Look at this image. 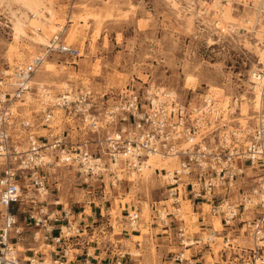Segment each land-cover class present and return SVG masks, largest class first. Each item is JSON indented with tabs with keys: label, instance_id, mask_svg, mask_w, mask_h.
<instances>
[{
	"label": "rangeland",
	"instance_id": "obj_1",
	"mask_svg": "<svg viewBox=\"0 0 264 264\" xmlns=\"http://www.w3.org/2000/svg\"><path fill=\"white\" fill-rule=\"evenodd\" d=\"M16 1L0 0V71L11 74L14 67L29 65L31 59L47 53L33 80L53 98L70 90H88L95 109L101 112L127 90L145 94L163 90L184 103L197 104L209 96L216 111L209 116L215 127L224 126L242 138L260 117L264 119V93L259 107L253 103L250 77L264 69L256 52L262 46L260 27L264 28V7L260 4L244 0H43L53 13L50 25L60 29L45 48L14 38L10 11L27 13ZM215 9L220 18L221 14L226 17L219 19L224 30L215 26ZM59 44L75 49L78 56L58 53L55 48ZM31 97L26 98L21 112L34 120L30 112L41 97V89L34 88ZM241 120L251 128L241 130ZM99 121L101 128L90 131L57 113L50 127L35 129L37 136L63 135L68 150L72 154L88 152L92 160H98L91 164L97 169L86 174L80 165L62 163L54 154L50 158L53 164L44 171L47 193L23 191L24 201L32 199L36 206L51 212L84 206L89 215V206L98 209L101 215L96 214L97 223H104L98 238L112 245L114 258L124 255L123 264H251L254 257L264 258L262 241L254 234L258 222L264 233L261 209L243 212L226 225L205 201L193 203L183 198L174 205L167 194L163 169L136 174L133 182L125 176L119 180L108 170L109 158L102 143L111 129L102 116ZM162 160L175 169L174 160ZM257 176L258 171L244 164L241 187L253 186ZM26 201L24 204L30 205ZM234 201L239 202L237 195ZM130 213L138 216L135 229ZM18 221L22 231L18 238L32 237L34 229L22 227L23 216ZM42 234H37L38 242ZM40 247L45 254L52 249ZM14 248L17 255L24 251L21 245ZM67 252L69 260L72 253ZM44 261L52 264L49 257Z\"/></svg>",
	"mask_w": 264,
	"mask_h": 264
},
{
	"label": "built area",
	"instance_id": "obj_2",
	"mask_svg": "<svg viewBox=\"0 0 264 264\" xmlns=\"http://www.w3.org/2000/svg\"><path fill=\"white\" fill-rule=\"evenodd\" d=\"M55 50L69 58L78 56L75 49L63 44ZM41 63V59L36 58L29 65L14 67L11 74L9 70L0 71V264H45L34 256L25 260L17 255L14 242L22 234L19 217L23 216L25 225L34 229L33 241H39L36 238L39 232L43 233L42 241L55 246L78 237V230L71 235L74 227L66 219V225L59 227L56 236H52L59 222L57 210L51 212L47 207L36 206V202L25 195V201L30 204L26 206L22 199L23 191L47 193L44 171L53 164L50 158L54 154L58 159L65 155L71 157L68 161H59L76 163L86 174L92 175L97 169L91 165L95 160L88 152L72 154L63 135H36L37 127H50L53 108L60 109L68 120L78 121L90 131L101 128L99 117L102 116L111 129L102 141L106 155L113 161L120 160L128 171L140 175L150 156L174 160L176 167L170 176L163 169L167 194L174 205L178 206L183 198L193 203L205 201L213 215L219 216L226 225L248 210L264 212L263 118L242 138L237 132L225 130L224 126L215 127L216 122L209 116L216 111L209 96L197 104L184 103L171 93H163L159 100L157 94L127 90L120 93L113 104L97 112L87 90H70L65 94L69 99L62 94L49 104L42 96L47 90L42 88L41 97L30 112L35 119L29 120L22 115L21 108L26 95L32 94L34 87L28 83ZM244 164L258 171L254 185L247 188L241 187ZM236 195L239 202L234 201ZM67 214L64 213V217ZM261 215L263 220L264 214ZM129 218L130 221L137 219L130 215ZM254 230L264 248V233L261 234L259 222ZM67 253L64 251L61 259L52 264H71L67 261ZM123 259L124 255H117L109 264H123ZM258 262L264 264V258L254 257L251 264Z\"/></svg>",
	"mask_w": 264,
	"mask_h": 264
},
{
	"label": "bare ground",
	"instance_id": "obj_3",
	"mask_svg": "<svg viewBox=\"0 0 264 264\" xmlns=\"http://www.w3.org/2000/svg\"><path fill=\"white\" fill-rule=\"evenodd\" d=\"M17 1H20L23 4V6L27 10V13H21V12L17 13L16 12L17 10L13 11L11 9L12 11H10V19H8V20H10L9 22L11 23L12 31L14 32V38L15 39H26V40L30 41L33 45L38 46V47H45V48L48 47L49 42L52 39L53 40L56 39L55 35L57 34L58 31H60V29L57 28L56 26L50 25V22H51L52 17H53V13H52L51 8H49L44 3L43 0H17ZM17 1H16V3H17ZM244 1L245 2H251L253 5H259L260 4L261 6L264 7V0H244ZM221 16L222 17L220 18L219 17V11L215 9V15L213 17L214 19H216V23H215L216 25L215 26H216V28L224 30L225 28L222 26L219 19H221V21H222V19L225 20L226 17H224L223 14H221ZM227 18H228V16H227ZM260 28H261V34L258 36V40L260 41V44L262 46L257 47L256 52H257V56H259V58H260V62L264 63V40L262 38L263 34H264V28L263 27H260ZM46 55H47V53L43 54V56L41 54L40 56H37V57L31 59V63L35 62L36 58H40L42 61V63H41V66H42L44 63V60L46 58ZM18 67H21V66H18ZM260 71L262 72L261 74H260V72L258 73L257 71H255L250 76L251 82H253V84H254V86H253V89H254L253 90L254 91L253 103H256L259 107H261L262 99H263V93H264L263 92L264 91L263 90L264 69H260ZM36 73H37V71H36ZM33 78H34V76L32 75L28 85L36 88L37 90H38V88L42 89L43 87L41 86V84L34 81ZM74 91H76V90H74ZM219 91H220V89H219ZM68 92L69 91H67L63 94L65 95ZM163 93H164L163 90H160L159 92L157 91L156 94L158 95L157 97L159 100L162 99ZM31 95L32 94H27L26 98L33 99V97H31ZM165 95H167V93H165ZM42 96L47 98V101L49 104H52L53 102H55V98H53L49 92H47L46 94H43ZM65 98L69 99L70 97L68 95H65ZM26 100L27 99H25L24 104H26ZM57 113H61V116L64 115L63 111L56 108V111H54L52 113V115H53L52 119L53 120H55V114H57ZM261 118L262 117H260V119ZM244 120H241V125H239L241 127V130H247L248 128L250 129L251 128L250 125H248L247 123L245 124L246 121H244ZM70 159H71V157L66 156V155L59 157L60 161H62V160L68 161ZM95 161H98V160H95ZM165 162H166V160H165ZM165 162H164V160H162L158 156H150L146 161V164H145L146 168H145V170L141 171L140 176L145 174V173L150 172L151 170L154 171L155 169H165L168 172V176H170V174L172 173L173 170L169 169ZM108 170L110 172H114L115 175L117 176L116 178H118L119 180H123L124 176L127 178V181L129 180L130 182H133V181L137 180V178H138L136 173H134L132 171H128L122 165L121 161L118 159H115L114 161L109 159ZM127 173L129 175H125ZM113 183H114V185H116L115 181H113ZM203 206L205 207L204 204H203ZM130 216L138 218L136 213H130ZM136 220H132L130 223L131 226L134 227V229L137 228L136 226H137L138 221H136ZM214 221H217L219 223L220 227H222L219 219H215ZM214 231H215V229H214ZM75 232H76V229H74L72 231L73 235L76 234ZM187 244H188V242H186V246H188ZM19 249H20V247H19ZM19 249H18V251H19ZM70 256L71 257L68 260V255H67L68 261L73 260L72 255H70Z\"/></svg>",
	"mask_w": 264,
	"mask_h": 264
},
{
	"label": "crops",
	"instance_id": "obj_4",
	"mask_svg": "<svg viewBox=\"0 0 264 264\" xmlns=\"http://www.w3.org/2000/svg\"><path fill=\"white\" fill-rule=\"evenodd\" d=\"M89 209V215L85 214L86 209L84 206L81 208L75 206L73 209H56L60 214L58 216L59 222L55 224L56 230H54L52 236H56L58 228L66 225L67 220L69 223L72 222L78 229V233L76 234L78 237H73L69 243H63L59 246H55L49 241H33L31 236L28 239L23 237L18 238L14 242V245H21L24 248V251L19 254L20 258L31 259L34 256L36 259L45 260L49 257L51 263H54L61 259V254L64 251L69 250L72 253L73 259L69 261L71 264H109L114 260L113 247L111 244L104 243L98 238L100 236L99 231L104 228L103 222L97 223L98 218L96 214L101 215V211H98V209L94 210L91 206H89ZM64 213H68L66 217H64ZM22 227L24 230L27 229L25 224ZM41 244L52 249L45 254L41 251ZM45 263L48 264V262Z\"/></svg>",
	"mask_w": 264,
	"mask_h": 264
}]
</instances>
